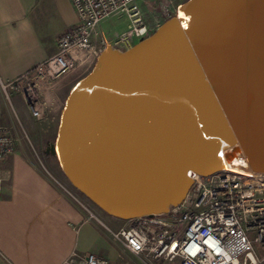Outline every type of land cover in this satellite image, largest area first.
<instances>
[{
  "label": "water",
  "instance_id": "1",
  "mask_svg": "<svg viewBox=\"0 0 264 264\" xmlns=\"http://www.w3.org/2000/svg\"><path fill=\"white\" fill-rule=\"evenodd\" d=\"M44 151L122 219L167 211L232 156L264 172V0H183L131 45L106 41Z\"/></svg>",
  "mask_w": 264,
  "mask_h": 264
},
{
  "label": "crops",
  "instance_id": "2",
  "mask_svg": "<svg viewBox=\"0 0 264 264\" xmlns=\"http://www.w3.org/2000/svg\"><path fill=\"white\" fill-rule=\"evenodd\" d=\"M109 16L121 17L119 31L125 29L124 16ZM76 20L70 0H0V122L15 137L13 150L0 163V264H69L83 259L87 251L109 259L116 253L110 229L124 221L88 205L53 159L32 143L41 122L55 123L64 96L93 56L51 80L39 81V116L31 113L27 102V107L20 104L24 96L18 81L5 90L2 86L54 53L58 34ZM102 20L97 38L103 42L97 44L104 45L114 37ZM22 134L30 139L29 145Z\"/></svg>",
  "mask_w": 264,
  "mask_h": 264
},
{
  "label": "built area",
  "instance_id": "3",
  "mask_svg": "<svg viewBox=\"0 0 264 264\" xmlns=\"http://www.w3.org/2000/svg\"><path fill=\"white\" fill-rule=\"evenodd\" d=\"M77 20L57 38L54 53L22 72L18 81L31 113L39 116L42 102L38 83L74 68L78 60L96 55L97 25L109 15H122L126 27L110 41L129 44L130 36L146 32L137 0H70ZM103 42V41H102ZM97 47V49H96ZM120 47V46H119ZM15 137L0 122V163L13 150ZM219 169L209 175H192L184 198L165 212L122 219L111 235L136 256L167 259L175 264H264V172L249 168ZM1 180V179H0ZM1 196V184H0ZM87 264H112L92 251L83 255Z\"/></svg>",
  "mask_w": 264,
  "mask_h": 264
},
{
  "label": "rangeland",
  "instance_id": "4",
  "mask_svg": "<svg viewBox=\"0 0 264 264\" xmlns=\"http://www.w3.org/2000/svg\"><path fill=\"white\" fill-rule=\"evenodd\" d=\"M141 14L142 19L146 27V32L143 36L148 35L151 33L158 24H160L164 19H166L168 16L175 13V8L178 3H180L183 0H137ZM121 17H115V16H109L101 21V25L104 29H106L107 33L110 35L113 33L112 37H116L117 34L120 33V29L123 27V23L120 20ZM139 37L130 36V41L134 43L138 40ZM98 41H103V39L99 38ZM131 43V44H132ZM130 44V45H131ZM103 46L102 42L97 44V47L101 48ZM96 47V49H97ZM98 52V50H96ZM93 56V57H92ZM92 60L87 63L85 68L83 69L82 75L87 72L93 65L95 56L92 55ZM20 104L22 106L27 107L26 101L23 97H21ZM16 104V102H15ZM43 114L40 116L43 117ZM58 115L55 117V123L49 126H46L45 124H42L41 122L38 132L36 135L35 140H32L33 145L38 150L40 154H44L48 156L49 158L53 159V162L55 166L60 169L58 162L56 160V157L52 155L51 153L44 152L43 149L45 148L46 144L49 141H52L55 136V131L57 127L58 122ZM22 140L25 142V144L29 145V140L24 134H22ZM61 171V169H60ZM62 173V171H61ZM63 174V173H62ZM64 175V174H63ZM65 177V176H64ZM67 180V178L65 177ZM68 181V180H67ZM75 188V187H74ZM76 189V188H75ZM78 193L85 199V201L93 207L96 211H98L101 215H110L106 212H104L101 208H99L95 203H93L89 198H87L83 193H81L78 189H76ZM114 249L116 253L114 254V257L110 258V263L112 264H175V261L167 260V259H156V258H150L148 260H144L135 254L129 252L126 250L122 244L114 239ZM69 264H87L82 258L77 259L75 261L70 262Z\"/></svg>",
  "mask_w": 264,
  "mask_h": 264
},
{
  "label": "bare ground",
  "instance_id": "5",
  "mask_svg": "<svg viewBox=\"0 0 264 264\" xmlns=\"http://www.w3.org/2000/svg\"><path fill=\"white\" fill-rule=\"evenodd\" d=\"M240 161L241 160L238 157H234V156H232L229 159H223V161H222V163L220 165V168L221 169H226V168L239 169V168H243L240 165ZM192 175L195 176V173L193 172Z\"/></svg>",
  "mask_w": 264,
  "mask_h": 264
}]
</instances>
